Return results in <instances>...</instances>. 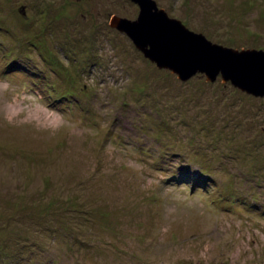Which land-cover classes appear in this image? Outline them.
<instances>
[{
  "label": "rangeland",
  "instance_id": "1",
  "mask_svg": "<svg viewBox=\"0 0 264 264\" xmlns=\"http://www.w3.org/2000/svg\"><path fill=\"white\" fill-rule=\"evenodd\" d=\"M154 1L264 50V0ZM137 13L0 0V264H264V96L157 68Z\"/></svg>",
  "mask_w": 264,
  "mask_h": 264
},
{
  "label": "water",
  "instance_id": "2",
  "mask_svg": "<svg viewBox=\"0 0 264 264\" xmlns=\"http://www.w3.org/2000/svg\"><path fill=\"white\" fill-rule=\"evenodd\" d=\"M130 1L138 6L136 18L112 15L109 26L123 32L157 68L171 71L181 81L199 73L212 82L220 75L241 91L264 96V50L214 43L169 17L154 0Z\"/></svg>",
  "mask_w": 264,
  "mask_h": 264
},
{
  "label": "trees",
  "instance_id": "3",
  "mask_svg": "<svg viewBox=\"0 0 264 264\" xmlns=\"http://www.w3.org/2000/svg\"><path fill=\"white\" fill-rule=\"evenodd\" d=\"M50 54V53H49ZM9 64H12V65H16L17 66V68H23V67H25L26 68V66L23 64V63H21V62H19V61H17V60H15V61H10V63ZM18 64V65H17ZM11 65V66H12ZM27 74V73H26ZM30 75L33 77V75H32V73H30ZM38 76H39V74H38Z\"/></svg>",
  "mask_w": 264,
  "mask_h": 264
}]
</instances>
